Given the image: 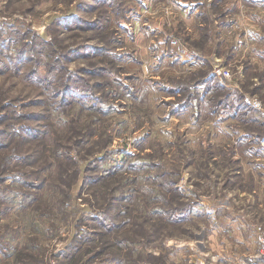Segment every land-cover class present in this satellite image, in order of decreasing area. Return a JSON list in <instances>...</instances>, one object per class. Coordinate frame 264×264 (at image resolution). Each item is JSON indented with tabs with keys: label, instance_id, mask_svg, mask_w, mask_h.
Listing matches in <instances>:
<instances>
[{
	"label": "rangeland",
	"instance_id": "374dc122",
	"mask_svg": "<svg viewBox=\"0 0 264 264\" xmlns=\"http://www.w3.org/2000/svg\"><path fill=\"white\" fill-rule=\"evenodd\" d=\"M264 232V0H0V264H245Z\"/></svg>",
	"mask_w": 264,
	"mask_h": 264
},
{
	"label": "built area",
	"instance_id": "2783aa9c",
	"mask_svg": "<svg viewBox=\"0 0 264 264\" xmlns=\"http://www.w3.org/2000/svg\"><path fill=\"white\" fill-rule=\"evenodd\" d=\"M259 240V249L250 255L251 264H264V232H260L258 236ZM55 264V263H52ZM197 264H205L204 261H201Z\"/></svg>",
	"mask_w": 264,
	"mask_h": 264
},
{
	"label": "crops",
	"instance_id": "0c3cea01",
	"mask_svg": "<svg viewBox=\"0 0 264 264\" xmlns=\"http://www.w3.org/2000/svg\"><path fill=\"white\" fill-rule=\"evenodd\" d=\"M229 264V263H228ZM245 264H249V262L248 261H245Z\"/></svg>",
	"mask_w": 264,
	"mask_h": 264
}]
</instances>
